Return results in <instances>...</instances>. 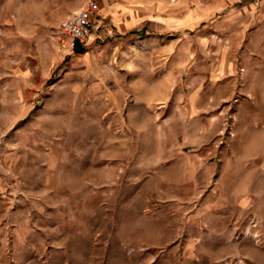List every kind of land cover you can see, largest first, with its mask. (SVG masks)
<instances>
[{
	"label": "rangeland",
	"instance_id": "374dc122",
	"mask_svg": "<svg viewBox=\"0 0 264 264\" xmlns=\"http://www.w3.org/2000/svg\"><path fill=\"white\" fill-rule=\"evenodd\" d=\"M63 1L2 0L0 264H264V0H95L75 52Z\"/></svg>",
	"mask_w": 264,
	"mask_h": 264
},
{
	"label": "built area",
	"instance_id": "2783aa9c",
	"mask_svg": "<svg viewBox=\"0 0 264 264\" xmlns=\"http://www.w3.org/2000/svg\"><path fill=\"white\" fill-rule=\"evenodd\" d=\"M100 12V3L95 0H88L82 7L68 12L62 18L57 34L62 47L75 52L77 46L86 45L94 26V17Z\"/></svg>",
	"mask_w": 264,
	"mask_h": 264
},
{
	"label": "crops",
	"instance_id": "0c3cea01",
	"mask_svg": "<svg viewBox=\"0 0 264 264\" xmlns=\"http://www.w3.org/2000/svg\"><path fill=\"white\" fill-rule=\"evenodd\" d=\"M10 1V5H12V6H15V4H16V0H9ZM65 1H63V3H60L59 2V6H58V11H57V13H58V15H62L63 13H68V12H72V11H75V9L73 10L72 8L73 7H68L67 6V3H64ZM29 5L31 4V3H28ZM8 7V5H6V4H3L2 3V0L0 1V9H1V15L5 12V9Z\"/></svg>",
	"mask_w": 264,
	"mask_h": 264
}]
</instances>
